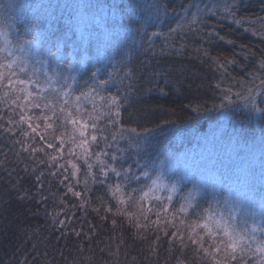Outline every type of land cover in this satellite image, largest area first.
Here are the masks:
<instances>
[{"label":"trees","instance_id":"obj_1","mask_svg":"<svg viewBox=\"0 0 264 264\" xmlns=\"http://www.w3.org/2000/svg\"><path fill=\"white\" fill-rule=\"evenodd\" d=\"M30 1L20 4V0H0V40L5 42L8 38L7 42L14 46L12 57L0 53V63L16 58L11 70L16 75L10 77L13 81L18 74H38L37 67L43 62L41 73L47 79L51 78L52 83L59 66L60 74L69 78L71 94L91 100L97 91L95 88L104 80V72L114 71L120 65L129 69L131 65L130 74L126 70L119 71L123 72L120 84L113 89L106 88L105 92L113 90L114 95L122 99L123 123L139 132L142 145L145 130L152 133L149 142L171 151L200 145L207 142V137L217 146L221 140L240 139L242 144L264 140V111L254 115L252 106H241L245 104L237 96V93L246 95L247 89L255 85L257 100L264 101V96L260 95V82L264 80L260 68V61L264 59V0H236L235 12L237 18H244L242 24L217 13L209 14L207 23L192 25H188L185 18L191 17L197 9L214 5L222 8L232 0H105L104 4L119 14L114 23L125 24L127 28L126 40L118 48L122 51L118 60L116 52L115 59L107 51V41L110 47L114 43L109 23L105 25V32L100 33V25L79 23L75 19L76 13L69 8L59 5L50 11L45 4L48 0ZM157 6L159 19L156 18ZM9 16L14 18L10 23L13 33H2L1 27L5 26ZM178 23L185 25V31L170 34L169 28H176ZM210 32L219 33V36L206 35ZM221 36L224 39H220ZM26 46H39L44 60L37 53L21 62L18 58ZM109 55L111 62L106 65L104 57ZM70 63L72 67H69ZM0 72L4 73V79L0 81V264H122L110 259L107 251L120 243L121 229L126 233L124 228H133L138 211H131L136 215L126 209L127 212L120 211V204L113 201L102 185L88 184V188H83L79 182H68L71 165L68 160L74 156L73 145L67 136L69 130L60 128L50 135L47 125L54 115L60 114L48 108L49 102L44 99L40 104L29 102V99L33 101L43 95L44 88H38L36 83L9 85V69L3 68ZM128 78L129 84L135 83L137 88L126 87ZM121 82L124 85L121 86ZM53 87L64 90L62 84ZM226 93L230 99L223 101L222 107ZM259 104V108L264 109V103ZM233 106L235 109H229ZM19 112L46 129L45 142L51 143L52 148L39 144L37 134L26 136L34 144L26 148L21 145ZM71 118L65 109L60 122L65 123ZM221 125L223 127L218 129ZM220 131L223 135L213 136ZM234 135L237 137H232ZM57 148H62L61 157L52 159V152ZM143 153L149 154V149ZM169 155L165 151L163 156L154 158L156 162L162 161L161 171L167 166ZM149 163L152 162L149 160ZM140 171L144 178L155 172L149 165ZM145 171L148 176L144 175ZM154 176L168 180L163 171ZM36 177L41 178L40 182ZM182 179L187 180L184 185H193L190 176L182 175ZM74 192L81 195L75 196ZM240 193L237 189L229 192L226 186L219 188L205 183L197 193V210L201 211L200 215L204 211L207 214L212 208L231 215L233 209L235 211L240 205L245 209L248 205L246 197L240 199ZM255 199L259 209L264 208V197L256 194ZM150 202L146 200L145 207ZM164 206L168 208L165 203ZM121 215H124L122 219ZM240 215L253 216L244 212ZM168 216L176 218V223H165V237L156 243L150 240L147 243L144 236L136 233L129 237L126 233L122 243L131 264H168L179 250H183L180 261L183 264H212L209 257L194 246L185 247L184 237L187 233L208 234L210 243L220 247L221 237L206 232L205 222L199 217L189 215L188 223L182 225L172 212L162 219ZM102 225L105 232L109 231L108 239ZM263 225L260 223L256 231L263 233ZM183 229L187 232L178 233ZM244 248L251 252L246 256L247 263L258 264L264 258V253L246 242ZM237 250L241 252L239 246L236 254ZM142 253L148 255L147 260L143 259ZM227 262L233 263V260L229 258Z\"/></svg>","mask_w":264,"mask_h":264},{"label":"rangeland","instance_id":"obj_2","mask_svg":"<svg viewBox=\"0 0 264 264\" xmlns=\"http://www.w3.org/2000/svg\"><path fill=\"white\" fill-rule=\"evenodd\" d=\"M20 1V4L31 2L30 0ZM104 1L105 0H48L45 4L47 5V10L50 11L59 5L69 8L72 12L76 13L75 19L79 23L85 21L88 25H90L91 22L93 25L95 23L100 25V33L105 32V25L109 23L108 27L114 38V43L112 47H110L111 44L109 40L107 41V51L110 52L115 59L117 53L118 60V57L122 56V51H118V48L121 46V42L124 39L126 40L125 32H127V28L125 24L118 23L117 25L114 23L116 17V20L119 19V14L106 6ZM12 20H14L13 16H9L5 26L1 27L2 33H13L12 25H10ZM7 40L8 38L5 42L0 40V49L3 50L0 51V53L5 56H7L9 52L12 53L14 51V46L10 45ZM100 49L104 51L101 47ZM21 51L23 53L18 58L21 62H26L30 56H37V53H39L43 59V53L39 46L33 48L26 46L23 47ZM104 58L106 65H108L111 62V55H109L108 58ZM128 61L131 63L130 58H128ZM5 63H7L6 60H4L3 64ZM42 63L37 67L38 74L32 76H29V74H18L15 81H27L29 78H34V80L40 84V88H44L43 95L34 98L33 101L29 99V102L40 104L44 99L46 102H49L47 105L48 108L53 109L55 114H60L52 117L53 120L48 124L51 125V127L47 125V130L50 135L53 130L57 132L60 128L65 131L66 128L69 130L70 135L67 136H69L73 145L74 156L71 160H68L69 165L71 164L68 182H79L83 188H88V184H92V186L102 185L112 196L113 201H117L120 204V211H138L137 215L131 212V214L136 215L133 228L127 229L123 227L128 237L131 233H136L138 236H144V239H147V243L148 240L156 243L157 240L165 237L164 224L176 223V218H169L168 216L164 220L162 219V216H167L172 212L177 216V222L179 220L182 225L188 223L190 218L189 215L203 219L205 225H207L205 231H210L215 235H219L221 240L225 243L229 242L228 237L224 235L225 229H227L228 232L237 239V244L240 248H244L245 242L250 246H254L256 250L258 246L264 245V232L260 233L256 231L260 223L264 224V208L262 206L260 210L258 205L255 204L256 194L257 196L261 195V197H264V140L257 141L256 143L248 141L243 144L240 139L221 140L217 146L211 143L207 137V142L204 141V143L200 145H192L181 151H171V149L169 150L162 145H153V142H149L152 147L149 148V154H144L143 149L138 151L135 147H132V144L135 142L134 139L132 141L129 140L130 136L135 137L136 134H132L130 132L132 128L123 123L122 115L124 103L122 99L120 98L119 100L118 110L120 116L117 120L114 116V113L117 111V107L114 106L116 102L112 100V97H115L114 91L111 90L110 93L105 92L106 88L113 89V86L117 87L120 84L123 72L121 73L119 71L126 70V72L130 74L132 70L131 65L129 67L130 70L119 64L120 66H117L114 71L110 70L108 73L102 72L105 74L103 81L107 83L100 84L95 88L97 91L93 95L94 98L85 100L73 96L70 89L66 90L64 88V90H59L54 88V84L61 85L63 84V80L57 82L58 78L55 77L52 83L47 79L41 73ZM53 63L54 62H52V64ZM45 67L46 66H44V68ZM122 85H124V83L121 82V86ZM99 87L103 88L98 89ZM126 87L137 88L135 83L129 84V78ZM23 91L25 93L27 92V90ZM256 93L258 94V90H256ZM242 102H244L245 105L242 104L241 106L250 105L246 104L244 100ZM6 103L8 108L11 109V106L8 105L9 103ZM257 107L259 108L261 105L258 103ZM65 109L72 118L62 123L60 119L65 115ZM229 109H235V106ZM237 109L239 110V107H237ZM252 111L254 115L257 113V110H255L253 106ZM13 112L16 113L15 110H13ZM17 115L20 118V116L24 114L19 112ZM113 121L116 122L113 123ZM19 124L21 125L19 132L23 139L21 144L23 147L26 148L34 144L32 141H28L26 136L29 134L33 136L37 134L40 140L39 144H42V146H47L49 144V142H45L46 129L42 128L40 124L35 123L34 120L26 119ZM29 125H31V127H29ZM222 125L217 128L221 129L223 127ZM121 126H123V130ZM32 128H36V131L33 132ZM25 132L27 135H24ZM81 133H83V135ZM137 133L139 134L138 131ZM221 135H223V131L213 136L219 137ZM93 136L96 137L95 140L92 139ZM42 137L44 139H41ZM232 137L235 138L237 136L234 135ZM85 141L87 142L85 143ZM165 151L170 155L167 158L168 164L162 171L165 175H168V180H163L160 176H154L162 172L159 168L163 166L162 161L156 162L154 158L163 156ZM61 152L62 148H57L52 152V156L61 157ZM170 152H172V154ZM149 160L152 163L147 164ZM145 165H149L155 170V172L152 173L153 175L147 178H144L143 173L140 171V169L146 167ZM117 173H119V175H117ZM144 175L148 176V171H145ZM182 175L190 176L193 185H184L187 180L182 179ZM147 181L150 182L149 185L146 184ZM208 182L215 184L216 187L219 188L226 186L229 192L237 189L241 192L239 194L240 199L246 197L245 203L248 205L245 209L243 205H240L235 211L233 209L231 215L224 214L223 211L217 212L212 207L207 214L204 211L203 214L200 215L199 213L201 211L197 210L199 205L197 193L199 191L196 189L200 187V190L201 187ZM168 196L169 199L167 200L166 197ZM146 200L148 202L151 201L148 207H145ZM232 201L233 199L228 200V202ZM164 203L168 208H165ZM240 203H243V201L241 200ZM241 212H244L247 216H253L252 218L243 217L240 215ZM123 216L124 215H121V219ZM105 231L106 229L104 228L105 238L108 239L109 231ZM186 232V229L178 231V233ZM199 232H201V229ZM106 233L108 235H106ZM126 233L121 229L120 243L112 245L107 253L113 261L122 264H131L129 254L127 253L128 251L122 243L127 237ZM184 239H186L185 247L194 246L202 255L204 252L200 249L198 244L193 243L194 240L200 239L205 248L211 249V246H213V244L210 243L211 241L208 234L192 235L191 233H187ZM221 249V254L217 256V259L221 260V264H227L230 257L225 255L223 244ZM247 254L251 255V252L246 251V249L243 253L238 251L236 254L237 260L233 261V263L229 262V264H238V262L239 264H249L246 260ZM179 255L181 257H179ZM142 257L144 260L148 259V255L145 253H142ZM154 258H156V253ZM182 259L183 250H179L168 264H172L173 261V264L179 263ZM180 264H183V261L180 262Z\"/></svg>","mask_w":264,"mask_h":264},{"label":"snow or ice","instance_id":"obj_3","mask_svg":"<svg viewBox=\"0 0 264 264\" xmlns=\"http://www.w3.org/2000/svg\"><path fill=\"white\" fill-rule=\"evenodd\" d=\"M237 7V3H236V0H232V3L230 4H225L222 8L219 6V5H214L212 8H205L203 10H200V9H197V12L194 13L191 17H186L185 19L187 20V24L188 25H192V24H204V23H207V20H206V17L209 15V14H212V15H215L217 13H219L220 15H222L224 18H229L231 17L234 21V23L236 24H242L245 22L244 18L243 17H240V18H237L236 16V12H235V8ZM156 12H157V16L156 18L159 19V6H157L156 8ZM187 30H191L190 28H188ZM182 31H185V25L184 24H180L178 23L176 28H169V33H174V32H182ZM206 35H216V36H219V33H215V32H210V33H206ZM220 39H224V37H219ZM31 43V42H30ZM59 51V49H57ZM0 51H3L2 49H0ZM9 57H12V53L9 52L8 53ZM233 63L235 61H232ZM16 63V58H13L10 62H8L7 64H3V63H0V69H3V68H7L9 69V79H8V84L9 85H12L14 86L15 84H20V85H27V84H30V83H36V86L39 88L40 87V84L37 82V81H33L31 79L29 80H17V81H13L10 77L13 76V75H16L15 72H12L11 70L13 69L14 65ZM227 63V61H226ZM69 67H72V64L70 63L69 64ZM220 67H224L223 64L220 65ZM260 68L262 70V74H264V59H261L260 61ZM226 70V69H225ZM21 71H24V69H21ZM62 72V69L59 68V66L57 67V71L54 73V75L57 76V82H60V80H63V84H62V87L65 88L66 90L67 89H70L71 88V84L68 83V80L69 78L67 77H63L60 73ZM34 75V73H29V76H32ZM95 77V73H93V78ZM4 79V73L3 72H0V81H2ZM51 78H49L50 80ZM100 84H106L107 82L106 81H100L99 82ZM260 87L262 89L260 95L264 96V80H261L260 82ZM161 91H163V89H161ZM29 95H31V93H29ZM237 96L240 97L241 99H243L245 101L246 104H250L253 106V108L257 111H264V109H261V108H258L257 105L258 103H264V101H258L257 100V93H256V90H255V85H253L252 87L248 88L247 89V94L246 95H243L241 93H237ZM28 97L26 96L25 99H27ZM230 97L229 95L226 93L224 94L223 96V100H222V103H221V106L223 107L224 104H223V101H226V100H229ZM112 100L115 101V107H117V111L114 113V116L117 118H119L120 116V112H119V100H120V97L117 95L115 97H112ZM20 122H24L26 120V117L24 115H21L20 116ZM74 122V121H73ZM116 121H113V123H115ZM10 123H12L10 121ZM29 127H31V125H29ZM48 127H51V125H48ZM122 127V130H123V126ZM32 131L35 132L36 131V128H32ZM130 132L132 134H136L135 137H132L130 136L129 137V140L132 141L134 139V143L132 144V147H135L138 151L143 149V151H147L149 148L152 147L151 143H149V140L152 136V133L151 132H148L147 130H145L146 134L143 135V140H144V144L142 145L140 140H141V135L137 133L136 129L135 128H132L130 130ZM83 135V133H81ZM24 135H27V133L25 132ZM41 139H44L43 137ZM93 140L96 139L95 136L92 137ZM123 139V137H122ZM87 141H85L86 143ZM49 148H52L53 145L51 143H49L47 145ZM32 151H35V149H32ZM52 159H55V157H53ZM147 167V165H145ZM75 167V166H74ZM55 174V173H53ZM74 175V173H73ZM117 175H119V173H117ZM68 177L65 176V179H67ZM40 177H36V180L37 182H40ZM68 190L69 191H72V188L71 186H68ZM197 191H199V188L196 189ZM75 196H80L81 193L79 192H74L73 193ZM61 224H63L64 222L63 221H60ZM207 227V225H206ZM79 235V234H77ZM175 235V233L173 234ZM224 235L228 237V243H225L224 241H221L220 243L221 244H224V253L226 256L230 257L231 260L233 261H236L237 260V256H236V249L238 247V244H237V239L234 238L229 232L227 229H225V232H224ZM242 239V237H241ZM194 244H198L200 246V249L204 252V254L210 258V261L212 262V264H221V260L217 259V256L221 254V247L219 244H216V245H213L211 246V249L210 248H205L204 245H203V242L200 240V239H196L193 241ZM231 250V251H229ZM240 251L243 253L245 251L244 248H240ZM250 251V249H249ZM257 251L261 252V253H264V245H261V246H258L257 248ZM239 264V262H238ZM260 264H264V258H262L260 260Z\"/></svg>","mask_w":264,"mask_h":264}]
</instances>
